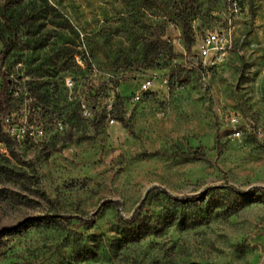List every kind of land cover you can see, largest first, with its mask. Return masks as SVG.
Here are the masks:
<instances>
[{"label":"rangeland","instance_id":"rangeland-1","mask_svg":"<svg viewBox=\"0 0 264 264\" xmlns=\"http://www.w3.org/2000/svg\"><path fill=\"white\" fill-rule=\"evenodd\" d=\"M239 1L0 0V72L76 129L0 132V264H264V0ZM208 31L234 43L200 70Z\"/></svg>","mask_w":264,"mask_h":264},{"label":"built area","instance_id":"built-area-1","mask_svg":"<svg viewBox=\"0 0 264 264\" xmlns=\"http://www.w3.org/2000/svg\"><path fill=\"white\" fill-rule=\"evenodd\" d=\"M224 6L230 17H236L241 13V4L239 0H224ZM233 37L228 32L208 31L204 33L199 40L196 54L189 58L191 64L200 70H206L222 62L228 55L229 50L233 47ZM84 50L86 48L84 47ZM86 55H88L85 52ZM77 64L81 65L80 60ZM20 63L14 66L15 72L20 68ZM14 72H10L8 81L11 85V94L13 99L21 100L23 108L13 110L10 114L2 119L3 132L17 146L26 144L42 143L49 137V126L53 129V133L58 134L61 139L67 138L69 135H75V127L65 124L63 121L55 120L50 125L46 119L38 114L40 106L37 98L32 92L23 85L20 77L15 76ZM64 84L70 94H73L75 83L72 77L64 78ZM153 86V79L144 78L135 93L132 94L131 101L138 102L143 95L147 94ZM82 116L88 118L90 110L82 101ZM118 111L115 108L114 100H108L106 104V121L108 126L116 124ZM238 119H231L230 126L232 128V137L239 138L240 131L238 127Z\"/></svg>","mask_w":264,"mask_h":264},{"label":"trees","instance_id":"trees-1","mask_svg":"<svg viewBox=\"0 0 264 264\" xmlns=\"http://www.w3.org/2000/svg\"><path fill=\"white\" fill-rule=\"evenodd\" d=\"M186 7L189 10L192 9V0H187ZM188 27H189V21L184 22L183 23L184 30H186ZM5 41L6 40H4V45H9V43H10L9 39H8V41H6V42ZM13 69H14V66L9 71L13 72ZM9 71L7 73L6 72H0V78H1V84H0V132H3L2 119L5 116H7L8 114H10L13 110H16L13 107L14 104L22 103L21 100H15L12 97V94H11V91H10L11 90L10 89L11 85L9 84V81H8V77H9V74H10ZM133 79H135V78L133 77ZM27 89H29V87ZM29 90L37 98V101H38V105L37 106H41L42 104H41L40 97L38 96V94L36 92H34V90H31V89H29ZM5 136L8 138L7 135H5Z\"/></svg>","mask_w":264,"mask_h":264}]
</instances>
